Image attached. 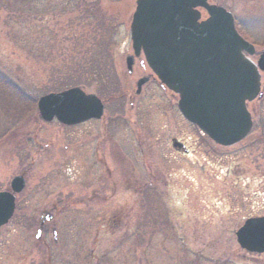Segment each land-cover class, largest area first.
I'll return each instance as SVG.
<instances>
[{
	"label": "rangeland",
	"instance_id": "1",
	"mask_svg": "<svg viewBox=\"0 0 264 264\" xmlns=\"http://www.w3.org/2000/svg\"><path fill=\"white\" fill-rule=\"evenodd\" d=\"M136 1L0 0V191L26 179L1 228L0 264H264L236 238L264 211V72L252 130L216 144L184 125L179 96L159 82L135 94L153 75L143 55L127 69ZM209 2L234 15L257 61L264 0ZM74 86L104 101L103 117L44 121L39 97Z\"/></svg>",
	"mask_w": 264,
	"mask_h": 264
},
{
	"label": "water",
	"instance_id": "2",
	"mask_svg": "<svg viewBox=\"0 0 264 264\" xmlns=\"http://www.w3.org/2000/svg\"><path fill=\"white\" fill-rule=\"evenodd\" d=\"M200 9L208 14L204 20ZM130 29L135 55L143 52L161 82L179 95L187 119L222 145L248 134L252 118L246 103L261 96L264 50L257 63L246 56L255 54V46L239 34L231 12L208 0H137ZM126 62L131 70L134 56ZM146 81L138 82L137 92ZM37 108L44 121L65 125L99 119L105 111L101 99L81 87L45 94ZM25 186L17 175L11 191H0V229L12 218L16 194ZM236 236L242 248L264 252V216L248 219Z\"/></svg>",
	"mask_w": 264,
	"mask_h": 264
},
{
	"label": "flooded vegetation",
	"instance_id": "3",
	"mask_svg": "<svg viewBox=\"0 0 264 264\" xmlns=\"http://www.w3.org/2000/svg\"><path fill=\"white\" fill-rule=\"evenodd\" d=\"M143 67H144V65H143ZM130 73H132V71L130 72ZM142 78H147V81H146V83H145V85L146 84H148V83H150V82H152L153 83V87H154V84H157L158 82H159V84L158 85H160L161 86V88L164 90L166 87L154 76V75H152V74H146V75H143L141 78H139L138 79V81L140 80V79H142ZM137 81V82H138ZM142 89H143V87H142ZM142 89H141V91L140 92H136V90H135V94L136 95H141L142 94ZM263 95V92L261 93V96ZM261 96H259V97H261ZM130 99H132V100H134V96H131L130 97ZM165 101V100H164ZM251 102V101H250ZM131 103H133V102H131ZM169 103V102H168ZM249 103V102H248ZM248 103H247V108H248ZM176 106V105H175ZM248 110H249V108H248ZM250 111V110H249ZM250 113H251V111H250ZM251 115H252V113H251ZM91 121H94V120H91ZM96 121H98V120H96ZM252 121H253V117H252ZM88 122H90V121H88ZM184 125H189V127H192V126H195V127H197L198 129H199V131H200V133H201V135H203V136H207L197 125H195L194 123H192L191 121H189V120H187L186 118H184ZM80 125V124H79ZM159 126V128H158V131H160V125H158ZM157 125H156V127H158ZM108 128H106V130H107ZM197 129V130H198ZM249 134V133H248ZM247 134V135H248ZM246 135V136H247ZM208 137V136H207ZM92 141H94V140H92ZM99 144H102L99 140L96 142V141H94V144L93 145H95V146H97V145H99ZM169 144H170V146H172L174 149H176V150H178V151H180V152H184V153H188V150H187V148H186V146H185V143L184 142H182L181 140H179L176 136H171L170 137V139H169ZM220 146H223V145H220ZM98 151H99V149H98ZM93 162L95 163L96 161L95 160H93ZM99 163H100V161H99ZM96 164V163H95ZM100 165V164H99ZM95 166H97V164L95 165ZM91 169V168H90ZM108 174H110V173H108ZM264 215V211L263 212H261V213H259V214H256V215H254V216H251L252 218H257V217H261V216H263ZM249 218V217H248ZM247 219V218H246ZM51 220V219H50ZM40 225H41V229L42 230H44L45 228H46V222H45V220H43V221H41V223H40ZM264 254V253H263Z\"/></svg>",
	"mask_w": 264,
	"mask_h": 264
},
{
	"label": "trees",
	"instance_id": "4",
	"mask_svg": "<svg viewBox=\"0 0 264 264\" xmlns=\"http://www.w3.org/2000/svg\"><path fill=\"white\" fill-rule=\"evenodd\" d=\"M105 46H104V49H103V51L102 52H104L105 51ZM105 53H106V51H105ZM104 74H106L105 75V78H109L110 77V75L108 74V72L106 71ZM102 77V76H101ZM111 78V77H110ZM84 83V82H83ZM85 84V83H84ZM88 84H90V82H88ZM0 86H2L3 87V84H2V82L0 83ZM18 96L20 97V93L18 94ZM23 100H24V102L27 104V105H29V106H33L34 107V104H35V100L33 99V98H27V97H25L24 96V98H23Z\"/></svg>",
	"mask_w": 264,
	"mask_h": 264
}]
</instances>
